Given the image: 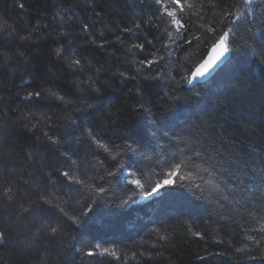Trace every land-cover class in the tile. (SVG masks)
Here are the masks:
<instances>
[{"label": "trees", "instance_id": "obj_1", "mask_svg": "<svg viewBox=\"0 0 264 264\" xmlns=\"http://www.w3.org/2000/svg\"><path fill=\"white\" fill-rule=\"evenodd\" d=\"M181 4L0 0V264H264V0Z\"/></svg>", "mask_w": 264, "mask_h": 264}, {"label": "snow or ice", "instance_id": "obj_2", "mask_svg": "<svg viewBox=\"0 0 264 264\" xmlns=\"http://www.w3.org/2000/svg\"><path fill=\"white\" fill-rule=\"evenodd\" d=\"M155 3L160 6L162 15H166L168 17H171L176 25L182 27L181 19L177 17L176 13L173 10H171V7H170V6H172V7L179 6L178 10L180 12H182L183 11V5L181 4V0H155ZM21 7H23V5H21ZM84 31H87V26H85ZM227 35H228V33H225L224 36H222L220 38L219 43L214 46L213 55H211L207 60H205L202 64H200L198 67H196L195 70L191 73L192 79H196V78L204 76L205 71L213 64V62L216 61L223 54V52L227 51V49L224 47V37H226ZM136 47L140 48L141 50L143 49V45H136ZM61 54H62V50H57V55L59 56ZM155 62L156 61H154V60H148L147 65L151 66ZM76 63H79V61H76ZM142 63H144V62L142 61ZM191 82H192V80L188 81V83H191ZM33 95L38 100L41 96V93L36 92ZM59 99L61 101H63V97H59ZM51 142L57 143L56 140H52ZM205 162L212 165L213 164V157L208 156L206 158ZM213 166H215V165H213ZM178 167H179V165H177V168ZM63 175L65 177H68L67 172L63 173ZM168 175L169 176H175L176 173L173 171V172H170ZM132 183L139 184V181H132ZM162 184L171 185L172 181L171 180H165L162 183H157L156 187L153 188L152 191L155 192L157 189L161 188ZM52 231L55 232L56 229L53 228ZM197 235H199V234L197 233ZM88 255L92 256V255H94V253L90 251V252H88Z\"/></svg>", "mask_w": 264, "mask_h": 264}, {"label": "water", "instance_id": "obj_3", "mask_svg": "<svg viewBox=\"0 0 264 264\" xmlns=\"http://www.w3.org/2000/svg\"><path fill=\"white\" fill-rule=\"evenodd\" d=\"M220 41V39L215 43L218 44ZM214 45V46H215ZM214 46H212L209 51L207 52L206 56L204 57V59L196 66L198 67L200 64H202L205 60H207L211 55H213V48ZM224 47L227 49L225 43H224ZM229 58V52L228 50L223 52V54L216 60L213 62V64L205 71V75L196 79H192V75L190 74L189 76V80H192L191 83H188L189 86H194L196 84H202L207 82L214 74L215 72L224 65V63L228 60ZM195 67V68H196ZM195 68L193 69V71L195 70ZM192 71V72H193ZM191 72V73H192Z\"/></svg>", "mask_w": 264, "mask_h": 264}, {"label": "rangeland", "instance_id": "obj_4", "mask_svg": "<svg viewBox=\"0 0 264 264\" xmlns=\"http://www.w3.org/2000/svg\"><path fill=\"white\" fill-rule=\"evenodd\" d=\"M154 193H157V191H155Z\"/></svg>", "mask_w": 264, "mask_h": 264}]
</instances>
